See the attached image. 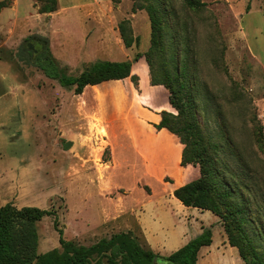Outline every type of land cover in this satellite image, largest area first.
I'll return each mask as SVG.
<instances>
[{"label":"rangeland","instance_id":"obj_1","mask_svg":"<svg viewBox=\"0 0 264 264\" xmlns=\"http://www.w3.org/2000/svg\"><path fill=\"white\" fill-rule=\"evenodd\" d=\"M193 1L200 5L190 7L185 0H155L161 11L158 16L162 35L161 46L150 55V83L151 78L156 82L169 79L181 88L183 104L198 131L194 138L218 160L221 174L240 187L250 211L251 225L247 229L252 237L262 234L260 242L264 250V0ZM31 2L19 0L15 18L10 9L0 15V172L8 174L10 167L18 165L22 159L43 166V173L49 178L42 186L47 184L58 190L56 199L47 209L52 214H60L58 208L62 209L65 204L63 217L84 210L92 229L101 233L95 237L98 239L134 229L137 216L143 212L157 221L163 215L159 209L163 191L178 185L173 149L166 143V156L157 152L149 155L144 150H133L124 137H118L111 151L117 166L101 178L90 174L91 183L84 178L77 180L75 174L79 167L77 161L71 159L73 155L69 156V144L61 147L52 144L56 119L51 120L49 115L56 98L62 95L58 90L68 93L72 90L64 89L29 63L48 64L41 60L44 53H40V44L26 43L32 36L45 38L50 57L59 64L60 71L63 61L73 66L84 62L85 67L98 61L122 62L127 59L121 58L124 51L117 45L113 31H118L120 21L128 20L133 37L139 38V45L133 44L132 60L140 54L146 66L143 54L150 46L149 18L144 10L131 12L132 4L143 5L145 1L121 0L108 6L79 4L78 8H67L53 17L52 13H39L40 3L34 4L35 9ZM141 68L135 70L141 73ZM138 79L135 75L131 77L128 94H123L126 83L120 82L113 88V102L120 108H124L125 102L127 110L134 106L146 107L147 101L137 96ZM63 100H66L65 95ZM128 115L123 111L116 119ZM57 119L64 121V114ZM11 131L17 136L8 139L7 132ZM88 151L86 147V154ZM94 158L100 171L108 169L105 166L108 148L101 153L96 149ZM58 166L67 171L61 179H56ZM163 170L169 177H161ZM99 190L113 196L112 204L119 202L124 206L123 215L116 221L106 216L107 201L98 195ZM11 196L23 199L18 193ZM166 201L169 218L178 221L181 227L182 222L185 223L187 242L202 232V229L196 230L199 220L208 216L218 219L209 211L202 216L196 208L180 209L170 200ZM51 222V217L42 221L41 244H45V249L51 248L57 237ZM57 223L58 226L63 224L59 219ZM169 224L166 220L161 223L163 229L157 228L162 242L161 256H168L187 243L182 242L176 248L179 244L172 243L177 240L175 229ZM204 225L202 228L212 231V244L200 250L196 264H243L237 249L228 245L220 221L214 224L210 220ZM104 231L107 232L104 234ZM68 234H74V229L69 228ZM86 236L82 237L88 238Z\"/></svg>","mask_w":264,"mask_h":264},{"label":"crops","instance_id":"obj_2","mask_svg":"<svg viewBox=\"0 0 264 264\" xmlns=\"http://www.w3.org/2000/svg\"><path fill=\"white\" fill-rule=\"evenodd\" d=\"M18 2L19 0H13L11 6L4 8L0 12V15L4 10L10 9L14 13L12 18H15L14 16L17 13ZM31 3L36 9V6L34 5L35 1L32 0ZM61 3H65V5H62ZM86 3L98 5L104 4L108 6V4L111 3V0H57L56 10L52 12L51 17H53V15L60 14L62 11L67 10V8H78L79 4ZM134 16L135 15L133 14V17ZM113 32L117 45L120 49L123 48L124 51V54L121 58L132 60L135 51L133 45L129 48H126L120 38L119 32ZM137 60L132 62L130 76L126 78L104 81L96 85H86L79 94H75L73 91L68 93L67 91L59 89V93H61L63 96L60 95L58 98H56L55 104L53 105L54 108L51 107L53 110L49 112V115L52 116L51 120L56 119V123L54 125V138L51 140L52 144L58 145V147L64 146L66 143L69 144V156L73 155V158L71 157V159L77 161L79 167V172L75 174L78 176L77 180L84 178L85 181H88L89 183L92 182L90 174H98V178H101L103 177L104 173L117 166V161L113 152L111 153V151L116 145V138L118 137H124L129 142L133 150H144L149 155L157 152L166 156L167 149L164 147V145L166 143L167 145H170L169 148L173 149L171 154L175 171L178 173V185L172 187L169 190L163 191L161 196L163 197L162 204L159 206V209L162 211L163 215L157 221H153L147 215H145V212H143L137 216L136 226L134 229H128L126 232L115 233H128L140 246L142 245L148 248L150 251L161 255L159 248H162V242L158 239L160 237L158 236L157 228L160 226L161 229H163L161 226L163 221L169 220L170 228L173 226L175 229L174 233H176L175 238H177V240L172 241V243L179 244L176 248H178L182 242L186 243L188 240L185 239L188 234L185 223L182 222L183 227H181L178 221L173 220L172 217L170 219L167 210H165L167 206L165 204H167V199L173 202L178 208L184 209L185 206L174 197L173 191L176 187H179L188 180L195 178L198 175V168L191 165H187L185 167L181 166L180 163L183 145L180 143L179 139L164 128L160 130L155 128V125L159 124L161 120V112H172V107L168 102V94L164 86L152 85L150 83L148 65L146 64L145 66L143 64L141 57H139ZM93 64L91 63L89 65L88 63L89 66L87 65L88 67H85L84 62H80L78 65L73 66L72 64L63 61L62 64H60V67L64 75L69 78H76L83 71L89 70ZM142 66L143 68H141ZM139 67L141 68V73L135 70ZM134 75L138 76L139 78L138 82L140 92L137 93V96H139L140 99L147 101L146 107L144 108L141 105L138 109L136 106H134L127 110V103L125 102L126 105L124 108H120L114 103L115 92L113 88L120 82L126 83V90L123 94H128V92H130V86L128 84H132L131 77ZM46 83L49 85L50 81ZM64 95L66 96L65 101L63 100ZM123 97L121 98V102L123 101ZM118 99H120V96ZM123 111L129 113L128 117H119L116 119ZM61 113L64 114V121L62 119L61 121L57 119ZM102 120L105 123H103ZM48 121H50V119H48ZM6 136L8 139L15 138L17 134L11 131L7 132ZM86 147L89 148L88 154L85 152ZM105 148H108L109 150V158L105 163V166H107L108 169L100 171L96 167L94 161V152L96 149H98L99 153H101ZM36 164L37 163L34 161L32 162V160L26 161L22 159L18 165L10 167L8 174L6 173L5 175V173L0 172V207L10 204L17 209H21L23 207H35L42 210H48L47 206L56 199L58 194L56 192H58V190H54L51 185L46 184L42 186V183L45 182V180L47 182L49 177H46V173H43V166L38 167ZM64 168H62V166H58L56 168L55 171L58 172L56 179H61L62 176L67 172ZM161 177L166 178L169 176L165 175V170H163ZM40 192H44V195L40 194ZM15 193L22 195L23 199L20 200L19 198H13L11 195ZM97 193L107 201L106 216L108 215V218L113 217V221H116L119 218V215H123L121 210L124 206H122L119 202L118 204L116 203L117 205L112 204V201H110V199L113 197L112 195H109L107 192H100V190ZM60 195L64 203V197L62 194ZM58 210H61L60 214L59 212H56L55 214L53 211V214L50 213L48 215H44L36 222L38 236L37 254L41 255L54 249H60V235L64 241L73 242L75 245L83 247H90L102 239H109L112 235H115L110 234L99 239L95 238L101 233L96 231V229H92L90 225L91 220L86 219L87 217L84 215V210H79L75 214H72L68 217H63V214L66 213L65 204L62 209L58 208ZM197 211L202 216L204 214L207 215V212L205 211L200 209H197ZM50 217L52 219V229L54 230L57 237L54 245L51 248L45 249V244H41L42 221L45 218ZM208 217H204L205 219L198 221L196 230L201 231L202 227L205 226L204 223L209 222L210 220L213 221L214 224H217L219 221L218 219L212 220ZM198 218H196V220ZM58 219L63 223L61 226H58ZM187 224L190 226V221L187 220ZM69 228L71 230L74 229V234H68ZM59 232H61V234ZM106 232L107 231H104L103 233L105 234ZM84 234H86V237L88 238H83L82 236ZM85 241L88 243H85ZM199 255L200 254L198 253V258Z\"/></svg>","mask_w":264,"mask_h":264},{"label":"trees","instance_id":"obj_3","mask_svg":"<svg viewBox=\"0 0 264 264\" xmlns=\"http://www.w3.org/2000/svg\"><path fill=\"white\" fill-rule=\"evenodd\" d=\"M13 0H0V12L10 7ZM121 0H111L119 3ZM143 5L132 4L131 12L146 11L150 24V46L143 54L149 71L152 70L151 53L161 45V26L158 14L161 12L155 0H144ZM40 3L38 12L50 14L56 10L57 0H35ZM190 7L199 6V2L185 0ZM128 20L118 23L117 29L126 48L138 45V37H133ZM26 42V41H25ZM26 43L40 44L41 60L29 63L42 70L46 77L55 80L66 90L75 94L81 93L86 85H96L104 81L119 80L130 76L133 60L141 57L136 54L133 60L122 62L98 61L89 70L83 71L76 78L64 75L59 64L50 57L48 42L45 38L32 36ZM29 49V47H26ZM22 54V53H21ZM23 55V54H22ZM152 85H162L168 91V102L176 112H161V120L155 128L166 129L178 137L183 145L181 166H195L198 175L186 183L176 187L173 195L185 207L209 211L218 217L228 245L235 247L244 264H264V250L260 238L252 237L247 229L251 225L247 201L240 193V187L231 183L221 174L219 162L210 156L205 148H201L191 114L186 111L182 101L181 88L174 86L167 79L156 82L151 78ZM51 212L35 207H16L6 204L0 207V264H196L198 253L202 247L212 243L210 228H202V232L187 242L184 246L168 256H161L140 246L128 233L112 235L109 239H102L90 247L77 246L73 242H66L60 235V249H54L45 254H37L38 236L36 222ZM60 231V230H59ZM61 234V232H59ZM256 236V235H255Z\"/></svg>","mask_w":264,"mask_h":264}]
</instances>
